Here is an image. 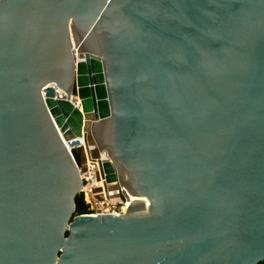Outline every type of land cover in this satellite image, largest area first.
<instances>
[{"label":"water","instance_id":"95a60500","mask_svg":"<svg viewBox=\"0 0 264 264\" xmlns=\"http://www.w3.org/2000/svg\"><path fill=\"white\" fill-rule=\"evenodd\" d=\"M142 1L161 6L159 0L131 3ZM191 1L169 0L170 12L159 23L170 29L158 34L197 33L249 62L229 103L194 68L173 60L198 78L222 111L212 147L204 142L213 132L184 130L156 96L145 102L117 95L129 79L125 62L152 43L151 31L141 26L158 21L153 9L137 14L121 0H0V28L12 17L20 28L36 19L25 48L0 47V264H264V2L223 0L222 7L248 6L262 15L251 46L200 26L188 10ZM71 39L82 45L75 46L84 56L77 65L68 53ZM75 94L81 111L70 101ZM154 109L160 129L142 122L157 136L150 149H139L157 148L164 169L131 175L138 185L133 189L120 186L126 202L136 199L124 214L75 215L81 184L62 139L80 136L84 126L95 143L99 133L110 142L119 123L133 144L135 122L150 119ZM189 148L203 173L192 184L175 182L171 175L185 167L183 149ZM144 160L141 166L149 167ZM103 170L107 189L116 176L108 161Z\"/></svg>","mask_w":264,"mask_h":264},{"label":"flooded vegetation","instance_id":"af4514ba","mask_svg":"<svg viewBox=\"0 0 264 264\" xmlns=\"http://www.w3.org/2000/svg\"><path fill=\"white\" fill-rule=\"evenodd\" d=\"M133 1L135 3V0H121V5L137 14L145 13L148 11L147 9H153L152 12L156 13L158 21H154L151 25L146 23L141 26V30L151 31L153 40L151 44L141 46L137 50L134 60L125 62L129 79L117 94L118 97L121 99L128 96L132 100L137 98L147 102L153 101L156 96L155 99L165 106L167 112L184 130H196L195 133L198 131L213 132L207 135L208 142H204L212 147V142L217 138L214 133H217L218 127L223 124L222 111L198 78L187 68L175 66L173 60L190 65L216 95L231 103L240 89V80L243 79L248 67L247 57L231 48L211 43L197 33L188 36V38L158 34V30L170 29L159 23L162 22V17L170 12L169 0H159L161 6L157 5L154 8L145 6L144 1L141 2L142 6L132 4ZM151 1L157 2L156 0ZM215 1L220 4L214 5L208 0H193L188 10L192 16H195L196 22L200 26L212 29L216 35L228 37L247 45H254V40L258 38L263 24L260 12L242 5L222 7V4L225 3L223 0ZM256 1L264 2V0ZM18 19V17H12L6 27L0 28L1 48L5 45H9L12 49L26 47V39L33 31L31 27L33 24L30 26V23L36 19L30 18L28 26L24 27L23 25L22 28L19 27L21 24L17 23ZM166 25L170 26L171 24L166 22ZM174 25L172 24L171 27H176ZM147 26H150L151 29H148ZM177 27L182 28L179 24ZM40 36H43L41 31ZM164 38L167 40L162 43ZM80 45L81 41L76 43L74 39L69 42L68 53L73 61V49ZM70 61L72 63L71 59ZM38 64L46 67V62L41 57ZM75 85L72 80V90H75ZM23 87L30 88L27 82L23 84ZM29 92H31V88ZM138 106L141 107L142 104L138 103ZM141 111H144L143 108L138 111L140 115ZM150 112V119L141 118L135 122L133 131L137 139L133 144L122 137L124 128L119 123L112 126L110 142H103L101 133L97 137V150L105 154L104 162H110L114 169L115 185H125L128 189H133L138 185L137 180L131 175L136 173L142 175L140 176L142 178L143 175L159 174L161 168L164 169L165 161L157 148L153 147V150L150 152L147 150L146 153H141L139 149L145 144L149 146L152 143V140L157 136L153 130H159L162 123L156 109ZM148 121L151 122L153 130H146L142 125V122L147 123ZM183 150L184 155L187 156L185 167L177 168L171 177L175 182L192 184L203 173V170L195 155L188 154L191 149ZM147 157L150 165L145 168L141 166V163L145 161L144 159H148ZM128 174L130 177H127Z\"/></svg>","mask_w":264,"mask_h":264},{"label":"built area","instance_id":"2783aa9c","mask_svg":"<svg viewBox=\"0 0 264 264\" xmlns=\"http://www.w3.org/2000/svg\"><path fill=\"white\" fill-rule=\"evenodd\" d=\"M77 47H74V61L77 59ZM76 63V61H75ZM74 107L80 108V101L72 95L70 98ZM63 144L78 169L81 187L79 194L83 196L87 205V215L124 214L127 206L136 199L126 202L121 187L115 184H106V174L103 170L105 154L97 150L96 143L88 129L85 127L80 136L64 140Z\"/></svg>","mask_w":264,"mask_h":264},{"label":"trees","instance_id":"16d2710c","mask_svg":"<svg viewBox=\"0 0 264 264\" xmlns=\"http://www.w3.org/2000/svg\"><path fill=\"white\" fill-rule=\"evenodd\" d=\"M74 201H75V215L86 214L88 212L87 205L85 204L83 196L81 194L78 193Z\"/></svg>","mask_w":264,"mask_h":264},{"label":"bare ground","instance_id":"6f19581e","mask_svg":"<svg viewBox=\"0 0 264 264\" xmlns=\"http://www.w3.org/2000/svg\"><path fill=\"white\" fill-rule=\"evenodd\" d=\"M76 58H77V59L75 60V61H76V65H77L79 62H83V61H84V56H83V54H81V53H80V54L78 53V56H76ZM78 100L80 101L79 98H78ZM79 106H80V108H77V107H75V108H77V109H79V110L81 111V101H80V105H79ZM83 128H84V126H82V129H83ZM145 201H146V200H145ZM145 201H144V202H145Z\"/></svg>","mask_w":264,"mask_h":264},{"label":"rangeland","instance_id":"374dc122","mask_svg":"<svg viewBox=\"0 0 264 264\" xmlns=\"http://www.w3.org/2000/svg\"><path fill=\"white\" fill-rule=\"evenodd\" d=\"M75 98H77L78 99V96L75 94ZM144 200L146 199V198H143Z\"/></svg>","mask_w":264,"mask_h":264}]
</instances>
